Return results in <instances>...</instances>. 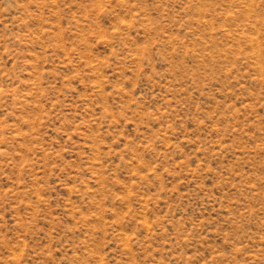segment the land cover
<instances>
[{
  "label": "rangeland",
  "instance_id": "1",
  "mask_svg": "<svg viewBox=\"0 0 264 264\" xmlns=\"http://www.w3.org/2000/svg\"><path fill=\"white\" fill-rule=\"evenodd\" d=\"M0 264H264V0H0Z\"/></svg>",
  "mask_w": 264,
  "mask_h": 264
}]
</instances>
